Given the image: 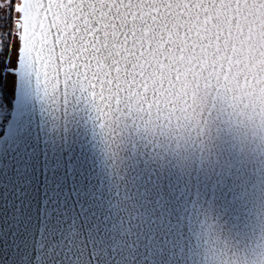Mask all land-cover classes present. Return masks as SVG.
<instances>
[{
	"label": "snow or ice",
	"instance_id": "6c2138e0",
	"mask_svg": "<svg viewBox=\"0 0 264 264\" xmlns=\"http://www.w3.org/2000/svg\"><path fill=\"white\" fill-rule=\"evenodd\" d=\"M9 248L264 264V0H0Z\"/></svg>",
	"mask_w": 264,
	"mask_h": 264
},
{
	"label": "water",
	"instance_id": "95a60500",
	"mask_svg": "<svg viewBox=\"0 0 264 264\" xmlns=\"http://www.w3.org/2000/svg\"><path fill=\"white\" fill-rule=\"evenodd\" d=\"M11 254V256L13 257V260L9 261V264H14V260L16 258V253L15 252H11V249L9 248L7 252H0V255H8Z\"/></svg>",
	"mask_w": 264,
	"mask_h": 264
}]
</instances>
